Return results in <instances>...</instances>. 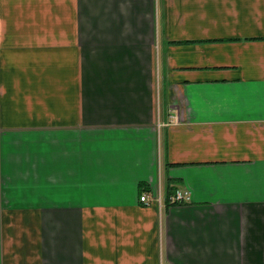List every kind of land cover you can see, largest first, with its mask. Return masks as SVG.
<instances>
[{"label": "crops", "instance_id": "obj_1", "mask_svg": "<svg viewBox=\"0 0 264 264\" xmlns=\"http://www.w3.org/2000/svg\"><path fill=\"white\" fill-rule=\"evenodd\" d=\"M0 264H264V0H0Z\"/></svg>", "mask_w": 264, "mask_h": 264}, {"label": "built area", "instance_id": "obj_2", "mask_svg": "<svg viewBox=\"0 0 264 264\" xmlns=\"http://www.w3.org/2000/svg\"><path fill=\"white\" fill-rule=\"evenodd\" d=\"M159 200L163 202L162 198L160 197ZM140 201L146 205L149 204L150 198L147 192H145ZM190 201V193L188 191H176V193L171 197V202L173 204H186Z\"/></svg>", "mask_w": 264, "mask_h": 264}, {"label": "trees", "instance_id": "obj_3", "mask_svg": "<svg viewBox=\"0 0 264 264\" xmlns=\"http://www.w3.org/2000/svg\"><path fill=\"white\" fill-rule=\"evenodd\" d=\"M145 191V190H144ZM177 191V190H176ZM175 191V188L174 187H170L169 190H168V196H167V204L169 206L171 205H174L172 202H171V197L176 193Z\"/></svg>", "mask_w": 264, "mask_h": 264}, {"label": "rangeland", "instance_id": "obj_4", "mask_svg": "<svg viewBox=\"0 0 264 264\" xmlns=\"http://www.w3.org/2000/svg\"><path fill=\"white\" fill-rule=\"evenodd\" d=\"M158 69H159V68H158V64H157V71H158ZM157 71H156V72H157ZM159 71H160V70H159ZM157 73H158V72H157Z\"/></svg>", "mask_w": 264, "mask_h": 264}]
</instances>
